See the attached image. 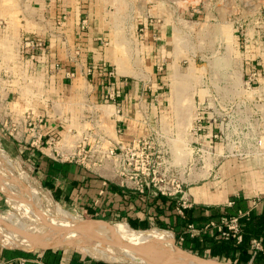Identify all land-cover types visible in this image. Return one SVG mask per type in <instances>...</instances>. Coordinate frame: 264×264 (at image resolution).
I'll list each match as a JSON object with an SVG mask.
<instances>
[{
  "label": "rangeland",
  "instance_id": "obj_1",
  "mask_svg": "<svg viewBox=\"0 0 264 264\" xmlns=\"http://www.w3.org/2000/svg\"><path fill=\"white\" fill-rule=\"evenodd\" d=\"M65 1L0 0V214L6 222L5 229L13 232L22 230L19 227L21 215L13 207L17 205L48 216L56 215L58 208L64 209L84 217L92 224H129L126 219L104 217L84 211L75 204L67 205L56 201L43 183L42 171L38 167L39 155L36 156L28 138L21 136V117L34 107V90L38 91V84L44 86L47 76L53 73L54 68L61 67L55 64L52 71L48 67L50 53H54V50L59 53L64 46L57 43L54 49L55 42H58L54 38L64 40L68 37V50H79L80 46L77 44L70 49L74 41L78 43L81 35H95L102 30V38L97 41L104 44L111 55L107 71H114V76L116 71L125 72L128 82L146 77L150 83L164 86V90L171 88V91L160 92L164 96L185 101L188 122L178 124L179 138L189 137L191 133L194 111L191 101L195 85L199 84L203 74H207L210 82H214L221 78L222 69L233 67L234 82H243L247 76L246 68L257 70L264 65V0H68L69 5L76 4L74 10L71 6L68 8V25L61 5ZM55 2L57 11L54 8ZM84 19L87 20L85 27L82 23ZM161 26L165 28L169 55L174 54L175 57L174 68L168 75L165 67L158 70L162 63H153L154 52L151 48H154V42H158L157 45L160 46V40L154 37H161ZM32 41H41L42 44L34 46ZM76 55L80 56V53ZM90 63L88 68L93 70V62ZM69 75L72 76L70 73ZM161 75L166 76L154 79ZM237 95L239 93L232 97L237 98ZM97 108L101 110L97 111L94 106L90 111L85 110L84 114H88L85 119L98 115L103 120L109 115L105 107ZM87 126L92 128L94 124ZM153 126L162 130L160 120L154 122ZM105 128L106 132L114 133L113 124L111 128L109 124ZM237 130L233 127L231 131L235 134ZM256 131L264 135V123ZM181 149L182 158H176L179 163L185 164L188 157L192 156L200 158L198 165L205 163L204 168L193 170L194 176L188 183L201 181L209 172V159H204V155L197 154V151L192 152V147L186 144ZM252 176L257 180L255 173ZM9 188L12 190L11 194ZM11 195L13 200H9ZM23 220L27 224L33 223L26 218ZM156 227L171 232L176 245L184 249L174 230L156 223L149 228ZM99 242L113 251L115 260L104 259L111 264H141L133 261V258L138 257L151 261L157 258L162 262L166 260L165 255H161V248L152 240L117 241L112 237L104 240L96 237L88 244ZM59 246L83 249L65 240L48 248ZM42 248L44 247L33 250ZM184 250L212 259L215 263L231 264L222 256L212 257L208 252L198 254Z\"/></svg>",
  "mask_w": 264,
  "mask_h": 264
},
{
  "label": "crops",
  "instance_id": "obj_2",
  "mask_svg": "<svg viewBox=\"0 0 264 264\" xmlns=\"http://www.w3.org/2000/svg\"><path fill=\"white\" fill-rule=\"evenodd\" d=\"M61 5H63L62 9L66 14L65 23L68 25V8L71 6L74 10L76 4L69 5L66 0ZM54 8L56 11L58 10L56 2ZM164 30L165 28L161 26V37H154L160 40V46L157 45L158 42H154L153 45L156 46L152 45L154 48L151 49L154 52L153 63L157 65L162 63L161 66L165 67L166 75H168L169 71L174 68L175 57L174 54L169 55L168 42L165 40L167 36ZM101 33L102 30L95 35H93L94 33H86L84 37L81 35L80 41L78 43L74 41L70 46L72 49L77 44L80 46L79 50H74V48L68 50V37H65L64 40L54 38L55 41H58L55 42L54 49H56L57 43H62L64 46L59 53L55 50L54 53H50L48 67L50 71L55 64H59L61 67L54 68L53 73L47 76L44 86L41 87L38 84V91L34 90V107L32 109L36 114L44 117V121L40 125L58 136L68 137L70 128L77 129L78 135L85 131L88 128L87 125L92 122V120L85 119L88 114H84V111L92 110L93 106L96 107V110H101L97 106H102L109 113V115H104L105 119L102 121L105 126L107 124L110 125V128L112 124L114 126V133L106 132L109 141L115 142L149 134L154 122L160 120L165 132L177 134L172 143L177 154L181 146L178 124L188 122V116H185V101L164 96V93L160 92L171 91V88L164 90V86L150 83L146 77L128 82L123 71H116V76L111 77L107 71L111 55L108 54L107 47L97 41L98 38H102ZM79 53L80 56H77L76 54ZM89 59L91 60L89 61ZM90 62H93V70L88 68ZM234 73L233 67L222 69L221 78L214 82H210L208 75L203 74L199 84H196L194 88L193 101H191L194 111L198 108L208 111L206 98L212 91L219 92L224 98L237 94L241 90L242 82H234ZM166 75L156 76L154 79L164 78ZM262 80L259 91L264 92V79L262 78ZM113 90L117 91L122 108L121 113L114 117L115 106L112 103L104 102L105 96ZM116 126H121L122 131H117ZM36 154L39 155L37 159L40 164L39 162L36 164H39L38 167L42 171L43 183L56 201L67 205L72 203L84 211L101 214L104 217L122 218L128 222L137 220L138 223H141L148 220L152 225L157 220L170 223L173 217L174 221L177 220L176 235L183 238L182 241L185 240V236L189 235L185 232L187 223L193 222L195 225L201 226L208 220L226 212V209L233 207L236 201L242 204L234 208L236 212L239 209H248L251 205L253 191H257L262 196V200L258 208L251 214V224L255 227L249 229L242 222L244 237L247 235L244 248L241 244L237 245L231 241L228 248L217 257L222 256L231 264H264V252L255 255L252 249L253 238H261L264 241V161H261L264 160L263 157L215 158L206 177L185 186L193 206L187 210L189 221L186 224H180L178 221L181 217L176 214L174 204L170 206L168 197L144 196L133 189L123 188L113 178L102 177L80 164L51 161L37 152ZM249 172L251 174L247 176L246 174ZM254 173L257 180L253 179ZM231 200L234 203L228 205ZM194 238L199 240V248L203 249V252H208L211 255L218 250L217 236L200 234ZM6 249L8 251H5ZM16 250H21L24 253H17ZM85 251L71 246L24 250L6 247L0 243V258L25 257L26 264H111L104 259L93 257Z\"/></svg>",
  "mask_w": 264,
  "mask_h": 264
},
{
  "label": "built area",
  "instance_id": "obj_3",
  "mask_svg": "<svg viewBox=\"0 0 264 264\" xmlns=\"http://www.w3.org/2000/svg\"><path fill=\"white\" fill-rule=\"evenodd\" d=\"M82 23L85 27L87 20L84 19ZM32 43L34 46L42 44L41 41ZM245 73L246 80L242 82L237 98H224L217 92L210 94L206 98L208 111L204 108L196 109L192 114L189 137L181 138L180 148L186 144L192 147V152L197 151V154L204 155V159H209L208 170L214 159L219 157L264 158V135L256 131L264 123V92L259 91V85L264 79V65L257 70L246 68ZM109 74L111 77L115 75L114 71ZM104 100L115 106L113 117L121 113L117 91L113 90ZM21 118V136L28 138L29 145L38 154L57 162L80 164L102 177H111L119 186L133 189L144 196L168 197L174 203L176 214L181 218L187 217V210L193 206V202L185 186L194 176L193 170L204 168L205 163L198 165L200 158L193 156L188 157L185 164L179 163L176 158H182V149L177 154L173 149L172 143L177 136L175 132L167 133L153 126L149 134L111 142L108 140L106 126L98 115L95 118L92 115L89 117L91 124H94L92 128L88 127L78 135L77 129L70 128L68 137L45 130L40 125L44 117L36 114L33 109L24 112ZM233 127L238 129L235 134L231 131ZM116 128L117 131H122L121 126ZM261 200L259 192L253 191L248 209H239L232 215L221 214L201 226L189 222L185 232L191 237L211 234L241 243L244 238L242 219L249 218ZM233 203L231 200L228 205ZM252 249L255 255L264 252V241L253 238ZM26 262L25 257L0 258V264Z\"/></svg>",
  "mask_w": 264,
  "mask_h": 264
},
{
  "label": "bare ground",
  "instance_id": "obj_4",
  "mask_svg": "<svg viewBox=\"0 0 264 264\" xmlns=\"http://www.w3.org/2000/svg\"><path fill=\"white\" fill-rule=\"evenodd\" d=\"M9 191L11 194L10 188ZM9 200H13L12 195ZM13 207L19 212L22 220L26 218L33 223L27 224L21 220L19 227L22 230L13 232L5 229L6 222L0 214V242L6 247L33 250L38 247H53L65 240L81 246L93 257L115 260L113 251L107 245L100 242L90 245L88 242L96 237L103 240L112 237L117 241L152 240L161 248V255L163 257L165 255V262L159 261L158 258L151 261L142 257L133 258V261L141 264H223L182 250L176 245L174 235L166 229H157V227L146 230L136 229L126 222L92 224L84 217L71 214L60 208H58L59 214L48 216L20 205Z\"/></svg>",
  "mask_w": 264,
  "mask_h": 264
},
{
  "label": "trees",
  "instance_id": "obj_5",
  "mask_svg": "<svg viewBox=\"0 0 264 264\" xmlns=\"http://www.w3.org/2000/svg\"><path fill=\"white\" fill-rule=\"evenodd\" d=\"M25 156L26 155L24 154V157ZM36 156H37V154H36ZM51 161H53V160H51ZM169 203H170V206H172L174 204L173 201H171V200L169 201ZM241 205H242L241 203L239 204L236 201L233 207H230V208L226 209V212H223L222 214H229V215L236 214L237 212H236V210H234V208L236 206H241ZM172 218H171V222L170 223H166V222L157 220L156 221V224H158L159 226L165 227V228H170V229L174 230L175 233H176L178 231L175 228L176 225H177V223H176L177 220L174 221ZM179 219H180V221H178V223H180V224H184V223L186 224V222L189 221L188 216L185 217V218H183V219H181V218H179ZM251 221H252L251 220V216L249 218H243L242 219V222L249 229H252V228L255 227V226H253V224H251ZM129 224L131 225V227L136 228V229H138V228L146 229V228H149L151 226V224L149 223L148 220H144L141 223H138L137 220L136 221L135 220H129ZM245 238H247V235L243 238V241L241 243H236L233 240H226V239H222V238H217V241H219V243H218V250L217 251H214L213 253H211V256L212 257H217V255H219L220 253H222L223 251H225V249L228 248V244L230 245V242L231 241L233 243H236L237 245L238 244L239 245L241 244V246L244 248V246H245ZM196 239L197 238L190 237V235L185 236V240L182 241V247L184 249H188L190 251L197 252L198 254H204L205 252H203V249L199 248V244H200L199 243V240H196ZM5 251H8V250L6 249ZM16 252L17 253H21V254L24 253L21 250H16Z\"/></svg>",
  "mask_w": 264,
  "mask_h": 264
},
{
  "label": "water",
  "instance_id": "obj_6",
  "mask_svg": "<svg viewBox=\"0 0 264 264\" xmlns=\"http://www.w3.org/2000/svg\"><path fill=\"white\" fill-rule=\"evenodd\" d=\"M11 248V247H10ZM180 248V247H179ZM22 249V248H21ZM182 249V248H181ZM25 250V249H24ZM182 250H184V249H182ZM206 259H208V258H206ZM208 260H212V259H208Z\"/></svg>",
  "mask_w": 264,
  "mask_h": 264
}]
</instances>
